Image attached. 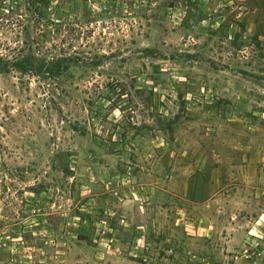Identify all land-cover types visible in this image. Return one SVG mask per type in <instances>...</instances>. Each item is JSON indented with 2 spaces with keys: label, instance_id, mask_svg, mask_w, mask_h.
Instances as JSON below:
<instances>
[{
  "label": "rangeland",
  "instance_id": "obj_1",
  "mask_svg": "<svg viewBox=\"0 0 264 264\" xmlns=\"http://www.w3.org/2000/svg\"><path fill=\"white\" fill-rule=\"evenodd\" d=\"M23 42L78 64L0 73V264H264V0H0Z\"/></svg>",
  "mask_w": 264,
  "mask_h": 264
},
{
  "label": "trees",
  "instance_id": "obj_2",
  "mask_svg": "<svg viewBox=\"0 0 264 264\" xmlns=\"http://www.w3.org/2000/svg\"><path fill=\"white\" fill-rule=\"evenodd\" d=\"M77 64L73 57L67 54L50 55L36 52L27 42L14 48L0 49V73H19L21 78L36 72H42L52 78Z\"/></svg>",
  "mask_w": 264,
  "mask_h": 264
},
{
  "label": "crops",
  "instance_id": "obj_3",
  "mask_svg": "<svg viewBox=\"0 0 264 264\" xmlns=\"http://www.w3.org/2000/svg\"><path fill=\"white\" fill-rule=\"evenodd\" d=\"M120 191V190H119ZM106 212H110V216L113 217L115 210H113L112 208H109L108 210H106ZM121 221L125 222L126 219H122ZM85 229V230H83ZM82 233H84L85 235L89 236L92 238V236L94 235V228L90 225H84L82 223V227L80 229ZM126 229H124L122 232H125ZM149 237V236H148ZM118 241H124L120 238H117ZM82 240H80L78 238V236H75V240L72 239L71 244L75 245V246H69V248L67 250H65V254H61L60 256H57V261L55 264H74L72 263L71 258L73 257V255L76 253L75 248L76 246H78L79 242H81ZM125 244V245H124ZM118 249L122 250L123 249V253L126 255L127 254H131L133 253V251L135 250L134 244H131V242H123V245H119ZM129 250V251H127ZM123 253H116L113 250L111 251H101L99 249H95V248H91L88 251H85L84 257H81L79 260H81L80 262H84L85 264H102L104 261V258L107 259V263L109 259H112V262L114 261V256H122ZM103 258V259H101ZM119 261H121V264H130L127 262V260H124L123 258H119ZM118 261V262H119ZM76 264V263H75Z\"/></svg>",
  "mask_w": 264,
  "mask_h": 264
},
{
  "label": "built area",
  "instance_id": "obj_4",
  "mask_svg": "<svg viewBox=\"0 0 264 264\" xmlns=\"http://www.w3.org/2000/svg\"><path fill=\"white\" fill-rule=\"evenodd\" d=\"M96 226H97V232H96V238L95 240L98 238V234L100 238H110L112 236V232H113V228L110 225L109 221L103 219L100 222H96Z\"/></svg>",
  "mask_w": 264,
  "mask_h": 264
}]
</instances>
